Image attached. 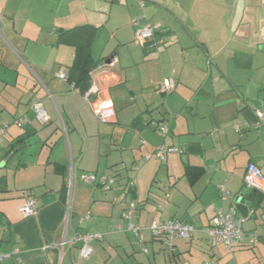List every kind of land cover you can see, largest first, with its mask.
Instances as JSON below:
<instances>
[{
  "label": "crops",
  "instance_id": "1",
  "mask_svg": "<svg viewBox=\"0 0 264 264\" xmlns=\"http://www.w3.org/2000/svg\"><path fill=\"white\" fill-rule=\"evenodd\" d=\"M230 1L0 0V127L8 125L0 144V264H264V241L249 239L264 232V194L243 183L249 163L264 177V124L255 116L264 114V0ZM156 24L139 46L135 34ZM76 49L83 68L98 63L89 72L93 105L57 78ZM167 79L173 91L158 93ZM35 103L45 125L30 109ZM21 117L28 124L17 128ZM160 146L178 151L160 159ZM91 172L114 176L113 190L80 180ZM47 194L56 200L40 205ZM29 196L38 205L24 218L19 208ZM130 200L137 238L117 230L126 227L121 213ZM231 207L246 236L227 249L204 231ZM172 219L196 231L174 239L167 253L148 228ZM88 232L102 239L90 241L82 259L81 240L70 241Z\"/></svg>",
  "mask_w": 264,
  "mask_h": 264
},
{
  "label": "built area",
  "instance_id": "2",
  "mask_svg": "<svg viewBox=\"0 0 264 264\" xmlns=\"http://www.w3.org/2000/svg\"><path fill=\"white\" fill-rule=\"evenodd\" d=\"M140 5L143 6V3L140 2ZM161 27V24H156L154 26L150 25L142 28L135 34V42L139 46L144 47L153 38L155 30H158ZM109 66H113V61L109 63ZM57 78L60 81L68 82L67 75L62 70L57 73ZM174 87L175 82L173 80L167 79L157 86V92L161 94H167L172 92ZM69 88L72 92L80 93L83 100L87 104L93 105L92 97L97 93V89L94 86H88L83 91H79L78 86L75 83L70 82ZM30 109L40 124L45 125L47 123L48 119L46 113L40 107V105L35 103ZM96 113L101 120L108 118V115L101 110H97ZM255 116L260 124H264V114L261 111L255 110ZM13 124L17 128H23L28 124V120L25 117H21L16 119ZM7 127V124H3L0 127V144L3 141V136ZM161 130L163 133L167 132L166 127H162ZM177 151L178 148L176 146H160L155 149L154 154L156 157L163 159L167 153H175ZM80 180L88 185L98 184L105 190H110L113 186V180L106 175L97 176L93 173H83L80 175ZM243 183L248 190L257 192L258 194H264V177L255 164L249 163L246 166ZM134 187L135 181H129L126 189L130 191L134 189ZM220 192L221 199L224 200L225 191L222 187L220 188ZM37 205L38 199L29 196L26 197L24 203L19 208V211L21 215L26 218L34 215ZM136 211L137 203L133 200H130L123 205L121 218L125 220L127 224L124 229L119 226L117 228L119 232H123L125 230L126 232H130L136 238L139 237L140 228L133 222ZM242 223L243 220L236 216L234 208H230L226 213L218 210L217 213L212 217L210 224L204 233L212 240L213 243L222 244L227 249H230L235 245L241 244L244 237L246 236L244 230L242 229ZM148 229L152 237L164 240L167 253H171L173 251L172 241L174 239H189L196 231L194 226L175 219L165 220L153 224L149 226ZM101 239V234L96 232H88L81 235L78 239L73 238L70 241V244H73L77 240H81L82 246L79 249V255L82 259H88L92 252V248L88 245V243L90 241H98ZM249 239L251 244L257 242L258 240L264 241V232L262 234L252 232L249 234ZM61 246H64V242L61 244Z\"/></svg>",
  "mask_w": 264,
  "mask_h": 264
},
{
  "label": "trees",
  "instance_id": "3",
  "mask_svg": "<svg viewBox=\"0 0 264 264\" xmlns=\"http://www.w3.org/2000/svg\"><path fill=\"white\" fill-rule=\"evenodd\" d=\"M77 50H75V53H74V59H73V62L71 64V66L68 68V73H66L67 75V81L70 83V82H73L75 83L78 88L79 86L81 85L83 79L89 74L90 71H92L98 63L96 64H92L90 67H87V68H83L84 66L83 65H80L79 64V60H78V57H77ZM89 84V83H88ZM86 84L85 88L86 89L89 85ZM190 169V168H189ZM56 171H61V167H56L55 168ZM191 170V169H190ZM92 173V172H91ZM97 176H100V175H106L108 176L109 178H111L113 180V186L110 190H113V188L115 187L116 185V180H115V177L112 176V175H108V174H96V173H93ZM129 181H135L134 179L133 180H129ZM128 181V182H129ZM128 182L125 184V187L127 186ZM88 185V184H87ZM90 186H96V187H99L101 189H103L100 185L98 184H94V185H90ZM105 190V189H103ZM110 190H105V191H110ZM127 190V189H126ZM129 192V191H128ZM65 193H66V187L65 185H62L60 191H59V195H60V198L62 201H64V198H65ZM263 194H259V196H261ZM233 208V207H231ZM235 210V209H234ZM239 218V217H238ZM242 219V218H241ZM243 220V219H242ZM191 225V224H190ZM193 226V225H192Z\"/></svg>",
  "mask_w": 264,
  "mask_h": 264
},
{
  "label": "water",
  "instance_id": "4",
  "mask_svg": "<svg viewBox=\"0 0 264 264\" xmlns=\"http://www.w3.org/2000/svg\"><path fill=\"white\" fill-rule=\"evenodd\" d=\"M261 33H263V29H261ZM111 60H106L105 62H103L102 64H109ZM93 74H88L82 81L81 85L79 86V90L83 91L86 84L91 82V76ZM253 195L258 196L257 192H253ZM56 200V197L52 194H47L45 196H43L39 201H40V205L45 206V205H49L50 203L54 202Z\"/></svg>",
  "mask_w": 264,
  "mask_h": 264
},
{
  "label": "rangeland",
  "instance_id": "5",
  "mask_svg": "<svg viewBox=\"0 0 264 264\" xmlns=\"http://www.w3.org/2000/svg\"><path fill=\"white\" fill-rule=\"evenodd\" d=\"M233 2H235V0H234V1H230V4H233ZM245 2H246V3H247V2L250 3L249 0H246ZM255 9L257 10V7H256ZM255 12H256V11H255ZM255 12H254V11H250V16H251V17L248 16V18L251 19V20L254 19L255 21H259V22H260V19H261V18H258ZM263 15H264V13L262 14V17L264 18ZM252 22H253V20H252ZM257 28H258V27H257ZM257 28H256V29H257ZM254 31H255V30L252 28V29H251L252 36H253ZM256 31H258V30H256ZM103 39H104V37H102V39L100 40L101 43H102V40H103ZM129 39H130V37H129V35H127V36L124 38V41H128ZM114 46H115V45H112V47H114ZM252 46H253V47H256V43H255V44H252ZM99 47H100L99 44H95V45H94L93 52H94V53H97V52L100 50ZM111 50H112V49H111ZM111 50H110V51H111ZM124 50H125V49H122V48L120 49L121 52H122V51L124 52ZM107 51H108V50H107ZM112 51H114V50H112ZM111 53H114V52H111ZM161 132H162V130H161Z\"/></svg>",
  "mask_w": 264,
  "mask_h": 264
}]
</instances>
